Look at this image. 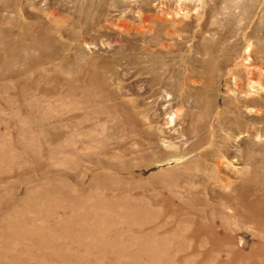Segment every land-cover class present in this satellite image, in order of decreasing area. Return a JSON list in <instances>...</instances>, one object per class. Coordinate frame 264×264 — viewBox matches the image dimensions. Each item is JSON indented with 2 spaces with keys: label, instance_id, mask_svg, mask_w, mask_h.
Masks as SVG:
<instances>
[{
  "label": "rangeland",
  "instance_id": "374dc122",
  "mask_svg": "<svg viewBox=\"0 0 264 264\" xmlns=\"http://www.w3.org/2000/svg\"><path fill=\"white\" fill-rule=\"evenodd\" d=\"M48 39L55 55L39 57ZM261 180L264 0H0V215L49 190L33 199L55 215L43 225L71 215L55 208L77 198L90 217L75 224L98 230L69 246L51 231L59 240L41 256L21 257L151 264L148 244L173 243L189 264H264V232L241 203ZM106 196L152 221L118 208L110 219L95 204ZM196 219L217 247L187 232Z\"/></svg>",
  "mask_w": 264,
  "mask_h": 264
},
{
  "label": "bare ground",
  "instance_id": "6f19581e",
  "mask_svg": "<svg viewBox=\"0 0 264 264\" xmlns=\"http://www.w3.org/2000/svg\"><path fill=\"white\" fill-rule=\"evenodd\" d=\"M35 24L31 25V28H34ZM31 33V32H30ZM43 30L41 27H36L35 34L39 35L42 34ZM24 37L29 36V31L24 32ZM9 37L11 38L10 34ZM50 40V39H48ZM12 43L13 40H11ZM48 44V43H47ZM53 45V40L49 41L48 46ZM39 48L40 53L39 57H44V55H49L48 57H53L55 55L56 49H53V46L51 48H46L42 43H38L36 49ZM53 188H51V193H53ZM259 189L260 192H258L257 196L255 198H247L243 197L241 200V203L243 204L245 213L242 214L243 218L246 219H251L256 226L264 232V181H259ZM49 190H38L36 193L33 192L31 195H29L30 203H24V206L28 209H24L25 207L19 209V210H12V211H6L5 215H0V222L3 223V230L2 234H0V239L2 240L1 246L5 248V250L0 251V264H34L33 259L31 258H24L21 257L22 253L25 250L31 251V255H39L41 256V252L39 251L38 247H49L50 242L53 243V241L59 240L58 236H64L67 238V241L64 243H61L59 245H64V246H69L70 239L75 238V233H97L94 230H82L80 229L75 223L77 219H84L87 217H90L88 215L89 213V208L88 205L90 203H87V201H83V199H71L68 203L67 206L63 204H58L56 210H58V214L60 211H62L63 208V213L66 214L68 210L72 208V211L70 212L71 215H66L63 216L61 219H56L57 221L53 223L51 226H47V224L43 225L42 223L48 219H51L55 215H53L50 211H46V209L42 206V201H38L37 203H34V198L35 196H40L45 198L50 196L47 194ZM55 191H58L57 193H61L62 197H67V194H65L62 191H59V189H55ZM62 194H65L64 196ZM125 198V197H124ZM99 200V199H98ZM59 201V200H58ZM59 203V202H58ZM121 203V206H120ZM98 206H104L103 210L107 213H111L110 219L115 217L114 210L118 208V210H122L119 212V216L123 218V220H126L127 217L131 218L133 217L134 220H144L146 219L147 222L152 221V218H149L150 216L147 215L145 212L141 211L140 209H136V213H127L125 210L126 207L133 205L130 204L128 201L124 200L123 197H120L117 199L115 198H109V197H104L102 200H99V202L95 203ZM80 206L79 208H83L81 211L76 210L74 207ZM28 210V211H27ZM29 212L30 211V216L24 215L23 212ZM127 214H130L129 216ZM241 217V216H240ZM42 220V221H39ZM39 221V222H37ZM190 229L189 234L193 236L194 238H200L201 240L206 239L208 242H210V247H217L218 242L216 239L214 240V236H211L213 234V227L210 224H204L201 223V220L196 219V220H190L189 222ZM164 227V226H162ZM116 229V228H114ZM80 230V231H78ZM112 229L109 228V231ZM57 232L58 233V239L56 236L51 232ZM175 232V231H174ZM102 234H104V231H101ZM120 233L123 234L125 232L120 229ZM180 233H185V232H180ZM205 233V234H203ZM71 235V237H70ZM151 235V234H149ZM147 235L148 237H150ZM206 235V237H204ZM210 235L209 237H207ZM219 238V237H218ZM26 239H30V243H27ZM145 239V238H144ZM146 240V239H145ZM79 245L81 244V241H78ZM106 245L109 247H115L116 241L115 238L105 239ZM31 245H35V247H31ZM184 245L183 238L182 240L176 245L175 248H181ZM146 246V245H145ZM119 247V246H118ZM143 248V247H142ZM145 249V248H143ZM146 249L149 250L148 253V258L147 260H152L150 261L151 264H189V262H186L182 260L181 257L176 255V253L173 252V243H169L167 246L163 247L160 244H155L151 245L148 244L146 246ZM145 251V250H144ZM240 252V251H239ZM238 252V253H239ZM145 252L137 253L131 255V257H138ZM30 255V256H31ZM204 256H207V252L202 254ZM2 257V258H1ZM46 258L48 259H56V258H61L63 259L64 257L61 256L60 254H46ZM5 258V260H4ZM67 260V258L64 259V262Z\"/></svg>",
  "mask_w": 264,
  "mask_h": 264
}]
</instances>
